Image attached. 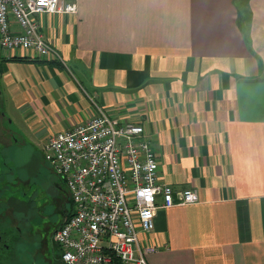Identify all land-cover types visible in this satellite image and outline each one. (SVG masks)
I'll return each instance as SVG.
<instances>
[{
    "label": "crops",
    "instance_id": "1",
    "mask_svg": "<svg viewBox=\"0 0 264 264\" xmlns=\"http://www.w3.org/2000/svg\"><path fill=\"white\" fill-rule=\"evenodd\" d=\"M77 3L35 16L66 67L1 47L0 195L30 140L99 106L144 127L161 183L199 195L156 212L149 264H264V0Z\"/></svg>",
    "mask_w": 264,
    "mask_h": 264
},
{
    "label": "built area",
    "instance_id": "2",
    "mask_svg": "<svg viewBox=\"0 0 264 264\" xmlns=\"http://www.w3.org/2000/svg\"><path fill=\"white\" fill-rule=\"evenodd\" d=\"M77 12V0H0L6 57L22 53L66 67L35 16ZM44 149L73 204L53 235L61 264H149L155 248L144 246L140 236L155 230L156 212L199 202L195 189L177 192L160 182L157 156L142 125L123 123L102 107L88 123L51 137Z\"/></svg>",
    "mask_w": 264,
    "mask_h": 264
},
{
    "label": "rangeland",
    "instance_id": "3",
    "mask_svg": "<svg viewBox=\"0 0 264 264\" xmlns=\"http://www.w3.org/2000/svg\"><path fill=\"white\" fill-rule=\"evenodd\" d=\"M1 54L0 46V56ZM44 147L45 144L32 139L23 153L18 154L16 162L9 161L7 167H3L7 188L6 193L0 197L11 195L8 188H21L19 195L26 194L24 199H21L23 201L15 200L18 213L16 220L23 229V236L18 233L14 235L18 236V239L13 241L11 251L0 256V264H61L60 252L55 248L53 234L62 219L58 214L69 208L70 202L63 192V187H56L62 182L51 164L45 160ZM11 167H14V181L11 179L12 175L9 176ZM44 217L48 218L47 223L43 222ZM41 223H46V227L44 224L40 225ZM40 236L42 241L38 239Z\"/></svg>",
    "mask_w": 264,
    "mask_h": 264
},
{
    "label": "flooded vegetation",
    "instance_id": "4",
    "mask_svg": "<svg viewBox=\"0 0 264 264\" xmlns=\"http://www.w3.org/2000/svg\"><path fill=\"white\" fill-rule=\"evenodd\" d=\"M60 185L61 187H63V192L68 198L70 206L69 208H65V210H62L61 214H58V217L61 216L62 219L60 221V224H58V227L55 229L54 234L59 229L63 221L67 219L73 211V204L70 200L67 190L62 183ZM8 189L11 191V194L12 191H16L10 188ZM17 192L18 194H16L15 196L20 194L19 190ZM25 194L26 193H24V195ZM3 199L5 200H2L0 209V256L6 255V252L11 251L13 241L18 239V236H14L16 235V233H18L20 236H23V229L18 225V222L16 220L18 213L16 211L17 202L15 200L18 201L19 198H15L14 195L8 194ZM27 221L29 222V219H27ZM38 239L39 241H42V236H40V238L38 237ZM55 248L57 247L55 246Z\"/></svg>",
    "mask_w": 264,
    "mask_h": 264
},
{
    "label": "trees",
    "instance_id": "5",
    "mask_svg": "<svg viewBox=\"0 0 264 264\" xmlns=\"http://www.w3.org/2000/svg\"><path fill=\"white\" fill-rule=\"evenodd\" d=\"M56 66H57V64H56ZM58 66H59V64H58ZM118 264H120V263H118Z\"/></svg>",
    "mask_w": 264,
    "mask_h": 264
}]
</instances>
